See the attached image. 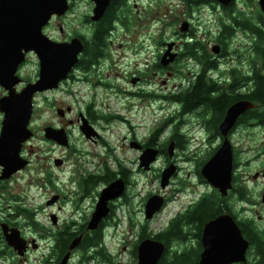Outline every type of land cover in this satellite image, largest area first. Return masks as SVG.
Here are the masks:
<instances>
[{
    "label": "flooded vegetation",
    "instance_id": "af4514ba",
    "mask_svg": "<svg viewBox=\"0 0 264 264\" xmlns=\"http://www.w3.org/2000/svg\"><path fill=\"white\" fill-rule=\"evenodd\" d=\"M75 2L77 3L76 0L70 1L69 10ZM180 5L183 11L182 18L178 17L171 36L159 42L157 49L160 54L154 56L156 61L154 66L164 73L166 80H172L169 82L163 80L166 88L168 85L172 87L168 95L194 87L202 76L207 84L211 82L215 84L216 91L212 93L234 92L243 98L236 99L222 111L215 113V110H211L205 104L185 108L184 101L172 102L176 111L174 120L167 118L141 137L136 135V129L141 126V123H137V127H132L130 124L134 135H124L121 139L114 138L116 141L112 144L107 135H113L112 124L116 123L119 116L105 112L112 101L96 99V94L102 93L101 89L111 88V85L101 76L104 66L110 67L109 63H103L110 58L107 53L108 42L117 24L122 29L128 26L134 28L141 16L146 18L147 12L143 4L139 6L137 0H112L101 18L91 20L90 16L94 8V3L91 1L89 11L81 18L84 32L74 30L73 33L61 38L54 33V22L57 19H63L65 15L51 16L42 27V33L53 42H67L73 37H78L82 43V50L57 87L33 93L28 123L32 134L20 143L16 158L8 156L11 150L0 148V255L3 254L6 257L9 252L20 259V264H84V261H87V264L90 261L113 264V257L105 252L104 245L106 238L119 224V219L114 217L116 200L125 192L127 182L130 181L126 180V169L130 174L144 169L139 166L141 161L139 156L145 148H156L155 160L157 156L161 157L165 167L172 164L176 169H180L178 157L184 151L178 148L183 143L195 140L201 129L208 133L210 139L220 142L215 150L226 139L233 158L243 153H248L249 158L264 157V102L255 103L244 98L246 95L243 96L254 89L255 84L250 78L255 72L264 76L263 57L256 55L261 61L258 68L253 65L256 68L253 69L251 62L244 60L233 66L226 55L228 37L233 30L232 24L249 30H252L251 26H256L264 32V12L259 7L260 10L251 11L254 13L250 17L248 15L250 12L245 10L241 0H231L226 5L217 0H182ZM110 10L113 11L114 18L107 23L106 14ZM177 10L180 9L174 7V12ZM206 10L211 14H208V21L204 23L203 13ZM24 11V0H0V103L9 94L17 95L28 83L39 79L41 66L37 53L33 49L25 50L22 47L25 28ZM185 12H187V18H184ZM172 14V10H167L164 17L168 19ZM101 26L105 27L107 34L104 46H101V54L94 58L92 54L96 51L95 43L92 44L94 52L89 53L88 47L93 41L96 30ZM63 28L61 24H58L60 33ZM263 48L264 45H261V51ZM262 52L264 53V49ZM219 63L223 67L218 66ZM246 64L251 67L250 70L244 69L243 66ZM177 72L183 73V78L178 76ZM158 78L161 76H156V80ZM130 81L137 83V94L144 93L142 87L147 83L146 80L135 75ZM62 87L70 96L75 97L80 91H84L87 97L82 95L75 101L71 98L69 102L62 105L49 100L48 94ZM177 87L180 88L173 91ZM169 96H157L156 100L162 102ZM106 98L113 100V97L109 95L104 99ZM239 100L250 101L253 106L238 114L231 126L223 132L220 124L226 116L227 109ZM40 107L50 108L56 118L45 120L39 127H33L34 113ZM139 108V106L136 108L137 112ZM3 120L4 110H0V133ZM124 122L129 123V121ZM166 127L169 130L163 140H160ZM45 128H48L49 133H45ZM155 134L156 144L152 145ZM86 142H89L91 146H83ZM2 147H4L3 144ZM127 148L134 149L136 156L134 159L127 158L128 163H123L121 156H125ZM87 149L91 150L87 151ZM205 161V159L196 161L195 172H198L199 176L202 175L201 169L207 162ZM15 163L16 169L13 168ZM259 174L264 178V166L255 171L251 177L257 180ZM244 178L234 175L233 172V179L243 184L235 186L234 192L239 200L245 201ZM117 179L123 181V192L106 201L107 214L95 226L90 227L89 222L102 192ZM27 183L33 192L29 202L25 193ZM151 194L146 195L144 206ZM160 195L163 197L162 207H164L167 197L164 194ZM231 196L232 187L225 196L227 199L220 200L217 192L212 190L211 192L202 191L199 197L193 200L194 204L190 210L201 205L205 198L212 199L215 207L214 216L203 222L200 236L196 228L193 231L181 228V224L184 223L182 218L187 214L188 209L183 214L174 215L166 227L156 233L144 228L139 229L137 240H134L131 251L133 264H137V249L145 239L161 242L164 246L156 264H159L160 259H166L169 254H164L168 253L167 251L172 250L170 254L177 253L178 256L183 254L182 250L185 247L180 248L178 245L184 244L190 248L192 243L199 244L197 257V264H199L203 250V227L208 221L222 214L232 217L242 238L248 243L244 253L245 261L230 264H248V261L254 258L251 236L254 234L258 238L264 237V223L259 224L263 222L261 216L264 212L256 214V218L253 214L247 213L241 216L240 213L245 210V207L232 203ZM38 197L40 198L37 199ZM263 197L264 193L260 198L262 202H264ZM248 204L254 207L257 202L251 199ZM47 208H50V211L45 214ZM178 220H180L181 235L162 239L171 225ZM105 228L109 229L110 234L105 231ZM159 236L162 238L157 239ZM190 239L193 240L191 244L188 242ZM171 244L175 247L171 248ZM44 251L48 254L39 263L40 255ZM33 253L38 254L33 255ZM72 253H78L77 260L73 262L70 261ZM10 264H12L11 261Z\"/></svg>",
    "mask_w": 264,
    "mask_h": 264
},
{
    "label": "rangeland",
    "instance_id": "374dc122",
    "mask_svg": "<svg viewBox=\"0 0 264 264\" xmlns=\"http://www.w3.org/2000/svg\"><path fill=\"white\" fill-rule=\"evenodd\" d=\"M76 1L77 3L75 2V4H73V7L64 14L65 16L63 15V19H57L54 22V33L58 38L66 37L68 34L73 33L74 30L84 32L81 18L89 11V4L91 1ZM241 1L245 10L250 12L248 14L250 17H252L256 9L260 10L258 0ZM137 2L139 6L140 4H143L144 10L147 12L146 18L141 16L137 20V24L134 28L128 26V28L122 29L120 25H116L114 34L110 37L111 40L108 42L107 46V53L110 58L103 62L104 64L109 63L110 67L104 66L101 74L104 80L111 85V88L107 87L101 89L102 93L96 94L97 100H104L106 102L112 101L111 103L109 102V106L105 109L107 114L114 113L119 116L116 123L112 124L113 135L106 134L112 141V144L116 139H121L124 135H134L130 123L132 125L141 123V126H138L136 129V135L141 137L144 134H148L151 128L156 127L167 118H171V120L176 118L174 115L176 113L175 108L173 107L174 103H172L169 98L162 102L156 100L158 99L157 96H169L168 93L172 91V87L168 85L166 88V84H163V80L168 82L172 80H166L164 73L154 66L156 64L154 56L160 54L157 49L159 42L168 39L171 36L178 17L182 18L183 11L181 10L182 8L180 5L182 0H137ZM174 7L180 10L174 12ZM167 10L173 11L172 16L168 19L164 17ZM209 13L211 14L208 10L203 13L204 23H207ZM184 18H187V12H185ZM58 24H61L62 27H64L62 33L58 30ZM258 25L262 26L260 24ZM232 29L233 30L228 37V52L226 54L228 56L227 59L230 60L229 63L236 66L241 60L250 61L252 66L255 65L258 68L261 59L256 56L254 50L256 45H264V40H259L255 32L249 29H242V27H239L237 24L233 23ZM220 65L221 64L219 63L218 66ZM243 67L245 70L251 69L248 64ZM177 74L183 78V73L177 72ZM135 75H139L142 79L147 81L142 87L144 93H136L137 83H131L130 81ZM156 76H161V78L156 80ZM82 88L84 89V85H82ZM179 88L180 87L174 88L173 91L178 90ZM111 91H114L115 93H110ZM78 94L79 95H76L75 97L70 96L65 88L62 87L48 95L50 97L49 100L58 105H62L69 102L71 98L72 101L79 99L85 94V92L80 91ZM107 95L113 97V100L109 98L104 99ZM84 97L86 98L87 95H84ZM138 106L140 108L137 112L136 108ZM55 118V113L50 108L40 107L39 110L34 113L32 124L33 127H39L45 122V120ZM124 121H129V123ZM168 130V127L164 129L162 132L163 136L159 138L160 140H163V137L167 134ZM114 138H116L115 141ZM116 143L118 144V142ZM219 143L220 142L217 140L210 139L207 132L199 129L195 140L190 143H183V145L178 148V150L184 151L182 153L180 151L181 154L180 157H178L179 165L181 167L180 169H176L172 164L165 167L162 158L158 156L156 157V160L151 163L150 167L142 169L141 172H133V174H130L128 169H126V180L129 179L130 181L127 182L128 185L125 192L118 200H116L117 203L114 208V217L119 219V224L114 227L112 234L109 233L111 226L109 229L105 228V231L110 235L106 238L104 249L106 253L112 255L113 264H133L134 260L131 251L134 240H137L139 229L144 228L153 233L164 229L168 221L174 215L183 214L186 209L190 210L194 204L193 200L198 198L202 191L211 192L212 190H215L220 200L227 199L221 197L218 190L213 187L204 176L201 175V177L197 174L198 172H195L196 161H203L204 159L207 161L211 158L216 152L215 147H217ZM83 146L89 147L91 145L89 142H86ZM90 150L91 149H87V151ZM95 150L97 151V149ZM125 152V156H121L123 163H128L127 158L134 159L136 156V152L132 148H127ZM188 154H190V156ZM248 155V153H243L234 158L232 157V196L230 201L237 206L240 205L245 207V210L240 213L241 216L247 213L249 215L253 214V217L256 218V214H262L264 212V202L260 201L261 195L264 193V178L259 174L257 180H254L251 175L264 166V157L249 158ZM211 162H216L218 165L221 160L218 159ZM133 167L134 166H132V168ZM168 167L172 171L171 176L169 177L167 184L164 187H161V173ZM211 167L214 169V165ZM206 169L208 173H210V169L208 167H206ZM233 172L234 175L245 177V201L239 200L234 192L235 186L243 184L237 179H233ZM25 193L27 194L26 197L29 202L33 192L28 183L26 184ZM148 193L164 194L167 197L165 206L150 219H147L143 214L144 200ZM251 199H254L257 202L256 206L252 207L248 204ZM48 211H50V208H47L44 213L46 214ZM261 217L263 222L259 224L264 223V215ZM106 223L108 222L106 221ZM131 226L132 228H130ZM194 226L195 224H181L182 229H188L191 231L195 230ZM192 241V239L188 240L190 244ZM184 242H186V240ZM178 246L180 248L185 247L182 250L183 254L178 257L177 253L170 254L172 250L167 251L168 253H165L164 255H169L166 256L165 264H197L198 250L200 247L199 244L196 245L192 243L190 248L186 247L184 244ZM174 247L175 246L171 244V248ZM7 253L8 255L6 257L8 259H6L3 254L0 255V264H10V261L12 264H20L21 261L18 257L9 252ZM34 254L36 255L38 253H33V255ZM46 254H48L47 251L41 253V258L38 260L39 263L43 260ZM70 255V261L73 262L77 260L78 253H72ZM182 257L184 259L188 258L183 260ZM84 264H87V261H84ZM88 264H107V262L100 261L99 263H94L90 261Z\"/></svg>",
    "mask_w": 264,
    "mask_h": 264
},
{
    "label": "water",
    "instance_id": "95a60500",
    "mask_svg": "<svg viewBox=\"0 0 264 264\" xmlns=\"http://www.w3.org/2000/svg\"><path fill=\"white\" fill-rule=\"evenodd\" d=\"M69 1L72 0H24L25 28L22 38V47H24L25 50L33 49L37 53L41 68L39 79L36 82L28 83L17 95L12 93L9 94V96L0 103V110H4L3 126L0 133V148L11 150L8 155L9 157L12 156L16 158V152L20 147V143L32 134V131L28 128V123L30 120L31 97L33 93L38 90L57 87L59 81L66 77L67 72L76 61L78 53L82 50V43L78 37H74L68 42H53L41 31L42 27L49 21L52 15L61 16L67 12L69 9ZM111 1L112 0H92L94 8L90 19L98 20L101 18ZM217 1L226 5L231 0ZM258 3L260 9L264 12V0H259ZM52 47H55L54 49L57 50H52ZM240 101H242V103ZM239 102L240 111L238 113L236 112L235 105ZM252 106L253 104L247 100H239L233 103V105L227 109L226 116L220 124L221 130L225 132L235 121L238 114ZM233 113L235 114L230 120V116ZM44 131L47 133L48 128H45ZM2 144L4 147H2ZM156 154L157 149L146 148L140 157V166L147 169L150 162L154 160ZM218 159L221 160L218 165L216 162H211ZM212 165H214V169L211 167ZM206 167L210 169V173H208ZM231 167V149L229 142L225 139L213 156L204 164L201 169V174L211 185L218 189L222 196H224L231 187ZM13 168H17L16 163L13 165ZM171 173L172 171L169 167L162 171L160 181L161 187L167 184ZM123 190V181L117 179L102 192L92 219L89 222L90 227L95 226L96 223L107 214L108 210L105 207L106 201L109 198H114L119 195ZM162 203L163 199L161 196H150L145 204V217L151 218L152 215L160 209ZM211 230L212 233H210V235L207 234L205 237L204 232ZM221 231L234 233V235L237 236L236 243L238 244L233 246V248H227V250L223 249L224 251L218 250L214 253L217 250L215 249V251L213 250L211 252L210 240ZM202 240L203 250L200 254L199 264H230L231 262L245 261L244 253L248 243L242 238L240 230L232 217L227 214L219 215L204 225ZM163 248L164 246L161 242L151 239L143 240L137 249V264H156L162 254ZM218 252H220L221 255H218Z\"/></svg>",
    "mask_w": 264,
    "mask_h": 264
},
{
    "label": "trees",
    "instance_id": "16d2710c",
    "mask_svg": "<svg viewBox=\"0 0 264 264\" xmlns=\"http://www.w3.org/2000/svg\"><path fill=\"white\" fill-rule=\"evenodd\" d=\"M112 18H114L113 11L110 10L106 14L107 23H109ZM251 28L256 33L259 40L261 38H264V32L261 29L257 28L256 26H251ZM106 34H107V30L103 26L99 27L98 30H96L95 35L92 38L93 41L90 43V46L88 47V52L91 53L93 51L92 44L95 43L96 51L95 53L92 54L94 58H96L97 55L101 54V50H102L101 46H104V40ZM260 47L261 45H256L254 52L258 56L262 55L263 57L262 61H263L264 53L261 51ZM252 68L256 69L254 66ZM250 79L254 82L255 87L249 93L244 94L243 96L246 95V97L244 98L249 99L255 103L264 102V76L259 75L255 72ZM214 91H216L215 84L212 82L207 84L204 81V78L201 76L198 79L197 83H195L194 87L190 89L187 88L184 91L177 92L176 94L173 93L170 95V98L173 102L184 101L185 108H194L197 105L205 104L211 110L212 109L215 110L214 111L215 113L216 111L218 112L222 111L226 106L231 104L233 101L242 97L240 94L234 92H231L229 94L227 93L216 94V93H212ZM155 138H156V134L154 140L151 142L152 145L156 144ZM122 170L124 171V168ZM212 202H213L212 199L205 198V201L201 205H199L197 208L193 210H189L187 214H185L182 218V221L184 223H190L192 225L196 224L194 228L198 230V236H200V232L202 231L203 222L209 217L214 216L215 214V207L213 206ZM179 223L180 220L173 223L169 228V230L163 235V238L159 236L157 237V239H161V238L166 239L168 236L179 237L181 235L179 229ZM251 241L253 242L254 258L252 261H248V264H264V237L258 238L253 234L251 236ZM186 259L183 258V260ZM159 264H165V259H161V261H159Z\"/></svg>",
    "mask_w": 264,
    "mask_h": 264
},
{
    "label": "bare ground",
    "instance_id": "6f19581e",
    "mask_svg": "<svg viewBox=\"0 0 264 264\" xmlns=\"http://www.w3.org/2000/svg\"><path fill=\"white\" fill-rule=\"evenodd\" d=\"M55 47H52V50L54 49ZM55 51L57 50V49H54ZM241 103H242V101H240ZM240 102L239 103H237L236 105H235V107H236V112H238L239 113V104H240ZM235 113H233L231 116H230V120H231V117L234 115ZM221 182H222V180H221ZM223 183V182H222ZM221 184V183H220ZM106 189V188H105ZM105 191V190H104ZM221 222V221H220ZM214 223V222H213ZM210 227V226H209ZM212 227H214V226H212ZM210 233H212V230L211 231H205L204 232V236L206 237L207 236V234H209L210 235ZM212 236V235H211ZM212 239V238H211ZM237 242V236L236 235H234V233H230V232H225V231H221L217 236H214V238L212 239V240H210V248H211V252L214 250L215 251V249H217L214 253H216L218 250H223V249H226L227 250V248H233V246H235L236 244H238V243H236ZM209 244V243H208ZM236 247H238V246H236ZM224 251V250H223ZM226 253V252H225ZM210 255V254H209ZM218 255H221L220 254V252H218ZM206 256V255H205ZM220 257V256H219Z\"/></svg>",
    "mask_w": 264,
    "mask_h": 264
}]
</instances>
